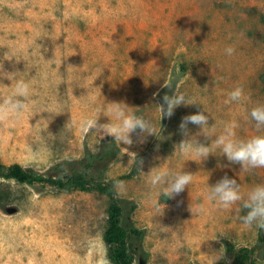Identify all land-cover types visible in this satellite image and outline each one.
<instances>
[{
    "label": "rangeland",
    "instance_id": "374dc122",
    "mask_svg": "<svg viewBox=\"0 0 264 264\" xmlns=\"http://www.w3.org/2000/svg\"><path fill=\"white\" fill-rule=\"evenodd\" d=\"M0 68L27 70L16 75L29 85L18 117L0 112L4 164L45 171L81 158L85 148L96 151L114 137L82 125L98 117V124L118 123L112 103L153 122L154 135L137 130L131 146L116 141L120 153L106 172L108 179L126 176L117 194L136 203L132 219L146 231L148 259L133 264H233L223 241L254 244L258 230L240 223L239 202L222 208L206 193L227 175L246 194L264 184V169L245 171L218 150L201 161L178 146L186 138L182 118L203 109L214 125L210 137L234 121L238 137L257 134L247 114L264 103V0H0ZM9 79H0V106L14 90ZM169 84L172 95L197 104L160 120L157 94ZM236 87L243 101L226 103ZM188 128L210 145L198 126ZM181 170L194 175L189 188L161 197L157 209L151 173ZM1 190L0 264H113L104 242L106 195L14 181H3Z\"/></svg>",
    "mask_w": 264,
    "mask_h": 264
},
{
    "label": "clouds",
    "instance_id": "9594fccd",
    "mask_svg": "<svg viewBox=\"0 0 264 264\" xmlns=\"http://www.w3.org/2000/svg\"><path fill=\"white\" fill-rule=\"evenodd\" d=\"M234 48L228 47L225 52L232 55ZM27 71V70H26ZM25 71V72H26ZM13 72L8 73L0 68V79H9L15 81V86L12 94L0 106V112L5 114L11 113L19 116L26 108V101L29 97V85L21 79L25 73ZM20 73L21 76L16 75ZM244 99V91L242 87H236L230 94L227 102L241 103ZM190 98L185 94L164 95L163 103L157 105L160 112V120L162 117H171L174 115L175 109L182 104H197L195 101L189 102ZM113 107L109 109L115 117V121L109 120L104 124H98V118L89 119L83 122L82 127L89 132L90 129H102L106 135L114 137L115 142L118 141L121 145L131 146L134 141L132 134L139 130L141 137L154 135L155 125L150 119L143 115H138L135 112H130L127 105L123 103H112ZM206 111L198 112L184 116L179 125L184 137V140L179 144L181 155L185 149H189L191 154L198 157L201 161L206 160L212 150H218L221 156L227 158L232 164H238L245 171L256 169H264V103L258 104L251 108L247 114V119L254 124L256 135L249 138H240L237 136L235 129L238 127L237 122L225 124L223 132L210 137L209 130L214 128V125L209 127V115ZM189 124L198 126L200 133L204 135L211 143L209 146L199 144L197 137L190 135L188 128ZM131 158L136 162V154L129 153ZM193 174L184 170L170 173L168 171H156L151 173V184L158 189L157 199L155 201L157 209H159L161 197L173 198L189 188L193 180ZM114 188L118 191L123 190L124 184L121 181L114 182ZM207 199L219 207L229 208L239 202L237 211L241 212L239 221L247 228L255 227L259 231H264V184L253 186L246 194L242 193L240 184L236 179L229 178L225 175L215 185L208 184ZM164 205V204H163ZM165 206V205H164ZM191 210V208H190ZM197 211H202L198 208Z\"/></svg>",
    "mask_w": 264,
    "mask_h": 264
},
{
    "label": "trees",
    "instance_id": "16d2710c",
    "mask_svg": "<svg viewBox=\"0 0 264 264\" xmlns=\"http://www.w3.org/2000/svg\"><path fill=\"white\" fill-rule=\"evenodd\" d=\"M172 95L170 84L159 91L157 98L163 103L164 95ZM120 147L113 138L101 141L96 151L85 148L79 159H63L50 165L45 171L23 167L18 163L4 164L0 161V207L4 201L2 182L14 181L28 185L50 186L61 191H96L109 199L107 208V229L104 242L108 258L113 264H133V259L145 263L148 252L144 248L145 229L135 225L132 214L136 203L121 197L114 188V182L126 176L108 179L109 165L118 157ZM224 251L233 258V264H257L264 258V231H257L251 247H237L227 240L223 241ZM215 264H225L218 262Z\"/></svg>",
    "mask_w": 264,
    "mask_h": 264
}]
</instances>
